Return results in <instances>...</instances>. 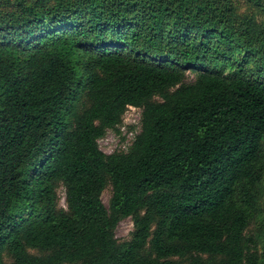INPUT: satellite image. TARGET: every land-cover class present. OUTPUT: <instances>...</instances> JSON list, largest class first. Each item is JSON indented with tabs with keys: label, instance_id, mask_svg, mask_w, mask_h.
Masks as SVG:
<instances>
[{
	"label": "trees",
	"instance_id": "16d2710c",
	"mask_svg": "<svg viewBox=\"0 0 264 264\" xmlns=\"http://www.w3.org/2000/svg\"><path fill=\"white\" fill-rule=\"evenodd\" d=\"M232 17L228 0H0V264H264V224L259 255L245 233L264 211V36ZM240 51L255 72L204 66ZM127 107L139 132L104 154Z\"/></svg>",
	"mask_w": 264,
	"mask_h": 264
},
{
	"label": "rangeland",
	"instance_id": "374dc122",
	"mask_svg": "<svg viewBox=\"0 0 264 264\" xmlns=\"http://www.w3.org/2000/svg\"><path fill=\"white\" fill-rule=\"evenodd\" d=\"M232 7L233 17L231 22V27L233 31H240L245 24L251 25V34H261L264 36V0H228ZM222 62V61H221ZM220 61L213 62L211 59L206 60L205 67L208 70H221L222 74L228 72H233L242 62H245V66L242 67L243 71L255 72L253 68V61L251 58L247 57L245 53L240 51L238 54L232 53L230 65L223 66ZM183 81L185 83L192 82L195 78V73L191 72L190 69L184 70ZM157 101L158 98L154 97ZM139 109L126 108L125 112L121 117V123L117 127L118 133L114 131L107 130L102 138L97 140L98 149L104 154H110L113 152L123 151L125 152L130 146L131 141L134 136L139 132ZM264 151V143H263ZM58 207L65 209V204L63 201V189L59 187L56 190ZM110 197V187L106 185L100 195L101 203L107 207V202ZM261 204V203H260ZM259 204V205H260ZM260 211L257 216L252 218L245 231L246 235L252 237L255 241V250L257 255L260 254V242L259 237L261 236V229L264 224V211L260 207ZM132 222L129 218H123L116 224L113 235L117 242H125L130 239L132 232ZM32 254H39L37 251L29 250ZM3 262L6 264L10 261L9 257L4 254L2 256Z\"/></svg>",
	"mask_w": 264,
	"mask_h": 264
},
{
	"label": "built area",
	"instance_id": "2783aa9c",
	"mask_svg": "<svg viewBox=\"0 0 264 264\" xmlns=\"http://www.w3.org/2000/svg\"><path fill=\"white\" fill-rule=\"evenodd\" d=\"M127 108H132V107H127ZM136 109V108H135ZM140 113V112H139ZM138 121H139V119H138Z\"/></svg>",
	"mask_w": 264,
	"mask_h": 264
}]
</instances>
